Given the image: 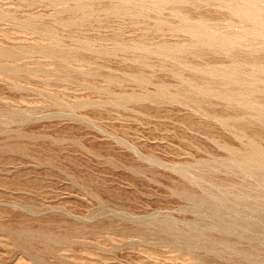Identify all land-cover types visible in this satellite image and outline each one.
I'll return each instance as SVG.
<instances>
[{"label": "rangeland", "instance_id": "1", "mask_svg": "<svg viewBox=\"0 0 264 264\" xmlns=\"http://www.w3.org/2000/svg\"><path fill=\"white\" fill-rule=\"evenodd\" d=\"M0 264H264V0H0Z\"/></svg>", "mask_w": 264, "mask_h": 264}, {"label": "bare ground", "instance_id": "2", "mask_svg": "<svg viewBox=\"0 0 264 264\" xmlns=\"http://www.w3.org/2000/svg\"><path fill=\"white\" fill-rule=\"evenodd\" d=\"M227 42V41H226ZM232 43V42H231ZM234 43V42H233ZM228 45V44H227Z\"/></svg>", "mask_w": 264, "mask_h": 264}]
</instances>
